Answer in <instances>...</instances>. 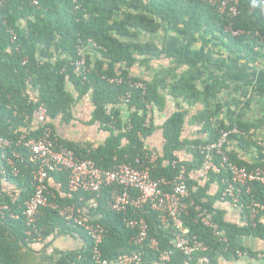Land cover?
<instances>
[{"label":"trees","instance_id":"obj_1","mask_svg":"<svg viewBox=\"0 0 264 264\" xmlns=\"http://www.w3.org/2000/svg\"><path fill=\"white\" fill-rule=\"evenodd\" d=\"M77 3L81 6L78 7L74 0H6L0 7V136L11 143L0 148V181L6 183L0 188V205L21 213L25 201L33 193L36 166L29 161L30 153L24 143L41 135L35 119L37 121L39 106L45 105L49 125L59 137V143L73 150L78 158L90 159L101 168L112 169L116 164L140 157L143 167L154 168L153 177H165L170 181L169 188L181 180L187 182L189 195L183 199L186 205L183 220L191 234L209 246L207 251L196 252L192 264H200L205 258L217 264L219 257L245 252L246 248L237 238L264 237V226L259 221L264 212L251 219V210L245 208L243 226L224 219V212L217 208V203L223 201V179L227 173H210L200 178L205 154L199 146L217 142L223 131H229V158L249 170L264 167V146L261 145L264 137L259 135L264 128V113L257 119L246 120L253 101L264 95V85L243 88L240 98L236 96L234 105L228 106L223 114V104L217 99L230 83L214 79L199 87L197 82L205 77L200 61L193 56L173 54L166 47L165 37L192 34L195 42L201 37L209 38L216 44L213 51L218 55L231 60L243 57L264 64V16L259 1L240 0V13L234 24V29L240 30L238 35L226 30L228 17L218 13L214 3L205 0H78ZM248 12L255 13L261 25L253 27L247 23L244 14ZM162 31H165L164 40H159L156 37ZM142 33L150 38L141 40ZM79 45L93 50L87 51L89 72L86 78L74 71ZM171 56L175 58L174 65L162 66L151 77L134 72L137 66L149 70L152 61ZM183 64L187 66L181 76L173 78ZM112 77H121L123 82L110 83L108 78ZM138 82L145 88H137L134 84ZM69 83L74 85L77 97L68 88ZM29 87L37 92L35 97L28 92ZM128 92H132L131 100L123 104L121 97ZM166 93L176 102L177 110L158 127L154 116L165 110ZM87 95L95 108L92 122H98L110 133L98 146L78 145L61 138L56 131L57 118L72 119L76 102ZM213 100L217 102L212 104ZM200 102L206 107L191 121L201 126L199 132L206 137L184 139L182 132L189 114L186 106ZM132 106L137 110L132 112ZM149 106L153 116L147 123ZM159 128L164 138L160 150L148 145V139ZM23 135L26 138L22 139ZM232 142L245 151L256 148L262 160L250 163L240 158L236 149H230ZM154 150L158 158L150 163ZM183 150L189 157L180 156ZM15 152L23 156L24 161L16 158ZM13 165L19 168L17 174ZM68 180L66 170L50 174L49 185L54 194L50 200L83 206L96 197L83 191L71 193ZM213 183H219L218 191L212 192ZM252 187V194L242 191L240 202L245 206L251 195L257 201L264 200V186L253 183ZM112 190V186H105L97 197L98 208L92 210L93 221L101 223L107 231L101 246L102 259L118 264L121 255L141 249V264H184V253L172 244V221L164 223L161 213L148 205L135 214L131 212V215L143 217L149 227L148 238L139 247L133 240L137 230L127 226L123 213L111 208ZM224 201L232 203L229 199ZM10 210L4 211V217L0 216V264H99L93 258L92 239L87 230L70 224L56 210L45 208L37 222L42 233L40 241L35 234H28L25 218H13ZM208 213L213 215L227 241L204 225L202 216ZM62 234L80 237L83 246L68 254H48L47 246ZM153 239L158 242V250L150 247ZM164 251L171 252L168 262L160 260Z\"/></svg>","mask_w":264,"mask_h":264},{"label":"built area","instance_id":"obj_2","mask_svg":"<svg viewBox=\"0 0 264 264\" xmlns=\"http://www.w3.org/2000/svg\"><path fill=\"white\" fill-rule=\"evenodd\" d=\"M6 0H0V7L4 5ZM216 5V10L222 15L228 17L229 22L225 25L227 31L233 35L240 34V30L234 29L235 18L239 15L240 0H205ZM261 12L264 16V0H258ZM76 4L78 0H74ZM38 3L37 1L35 2ZM94 44L93 42H91ZM86 46L79 45L78 54L74 65V71L78 75L87 77L89 67L87 64ZM27 59L24 60L26 62ZM110 83H122L121 77L108 78ZM137 88H145L142 82L134 84ZM132 92H128L121 97L122 103L130 102ZM137 110L136 106H132L131 111ZM152 107L149 106L147 123L152 118ZM36 117L38 126L41 129V135L38 138L27 140L24 145L29 150V161L34 163L36 168L33 170V186L34 190L30 198L25 201L24 208L21 213L12 211L7 205H0V216L4 217L5 210H10L13 218L23 216L29 227L28 234L36 235L37 240L42 239V233L37 227V222L44 214V209L49 207L56 210L58 214L65 218L70 224L77 227H83L89 233L92 239L93 258L99 264H109L108 260L102 259L101 246L107 235L106 228L99 222L93 221V209L98 208V200L102 189L105 186H112L111 208L125 215L124 221L127 226L137 230L136 236L133 238L134 243L139 247L145 243L148 238L149 227L143 217H136L130 213H136L143 210L147 205L161 213V219L164 223L172 221L174 230L172 244L174 248L180 249L184 255V264H192V260L198 251H207L209 246L204 241L199 240L197 236L192 235L190 229L185 225L182 214L186 208L183 201L189 195L187 182L181 180L172 184L169 188L170 181L165 177H153L151 172L153 167L141 164L140 157L135 160L119 163L112 169L99 167L95 161L90 159H80L75 152L63 144L59 143V137L54 134L52 127L49 125L47 108L40 105ZM234 132H238L234 129ZM26 138L25 135L22 139ZM229 139V131H223L217 142L207 145H200L199 149L205 154L203 165L199 171V177L205 178L210 173L221 174L227 173L224 177L223 200L229 199L232 204L243 210L249 208L250 218L255 219L264 212V200L257 201L251 195V199L245 206L241 201L242 191L246 194H252V184L260 183L264 186V167L258 166L253 170L247 169L245 166L238 165L233 162L227 153V142ZM10 141L0 136V148L10 146ZM264 146V143H261ZM15 157L24 161V157L15 152ZM158 158L156 150L150 157V163H154ZM13 164V161L11 160ZM68 171L69 180L68 188L71 193L89 192L95 194L90 201L83 206L77 204H62L58 201L50 200V196L54 195L50 189L49 178L52 172ZM15 174L19 172V168L13 165ZM204 225L212 228L215 234L223 241H227V237L220 230L219 224L213 219L211 213L202 216ZM150 247L158 250V242L153 239ZM143 251L135 249L130 253L120 256L118 264H141ZM171 259V252L164 251L160 260L168 262ZM200 264H213L210 258H205Z\"/></svg>","mask_w":264,"mask_h":264},{"label":"crops","instance_id":"obj_3","mask_svg":"<svg viewBox=\"0 0 264 264\" xmlns=\"http://www.w3.org/2000/svg\"><path fill=\"white\" fill-rule=\"evenodd\" d=\"M259 12V11H258ZM244 18L253 27L261 25L259 17L253 13L248 12L244 14ZM165 31H162L158 38L164 40ZM150 36L146 33L140 35L141 40H147ZM166 47L175 55L193 56L200 61L201 67L205 70V77L200 79L197 84L199 87H204L206 83L214 79H222L230 83V87L220 94L217 101L223 104V110L221 113L227 110L228 106L234 105V98L237 96L240 98L243 88L253 85H264V64H257L254 61L246 60L243 57H239L236 60L228 59L226 56H221L213 51L216 44L212 43L209 38L201 37L198 41H194V36L189 34L184 37L177 36L175 34L165 37ZM91 47H87V51L92 52ZM94 53V52H93ZM174 57H164L160 60H154L151 62V69L137 66L134 69L135 73H140L143 77H151L155 71L162 66L174 65ZM186 64H183L176 72L173 78L177 79L181 76V73L186 68ZM68 88L74 91V85L68 84ZM28 92L32 97H35V90L29 87ZM75 96L78 93L74 91ZM169 94L167 96V105L164 111L159 112L154 116L155 124L160 127L172 113L177 110L176 102L172 100ZM213 100L212 104L217 102ZM189 107V114L184 124L182 138L195 139L204 138L206 134L200 133L201 126L197 123H193L191 118L205 109V103H197ZM94 104L90 97L84 96L79 99L72 109V119L66 120L64 117L59 116L56 120V131L61 138L73 141L78 145H92L98 146L107 139L109 132L102 129L98 122H92ZM264 113V95L257 97L253 103L251 109L246 113V120L257 119ZM35 124H38V120L35 119ZM261 137H264V128L259 132ZM164 138L162 136V129H157L155 133L148 139V145L150 148L161 149ZM231 150L236 149L240 158L254 163L262 160L260 153L256 148L251 151H245L236 142H232L229 145ZM183 158L189 157V154L183 150L180 153ZM51 183L54 185V181ZM6 183L3 180L0 181V188H4ZM212 192L220 189L219 183H213L211 185ZM217 208L224 212V219L227 222L235 224L237 226L245 225V219L243 212L240 208L235 206L229 201H221L217 203ZM259 221L264 226V213L260 215ZM52 243L47 246L48 254H60L72 251H79L83 246V240L80 237L72 235H57L53 238ZM238 243L246 248L245 252H240L236 255H229V257H219L217 264H264V237L260 236H242L237 238Z\"/></svg>","mask_w":264,"mask_h":264},{"label":"rangeland","instance_id":"obj_4","mask_svg":"<svg viewBox=\"0 0 264 264\" xmlns=\"http://www.w3.org/2000/svg\"><path fill=\"white\" fill-rule=\"evenodd\" d=\"M153 116V115H152Z\"/></svg>","mask_w":264,"mask_h":264}]
</instances>
